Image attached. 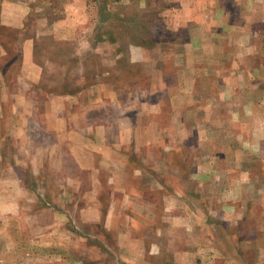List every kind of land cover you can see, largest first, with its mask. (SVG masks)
Listing matches in <instances>:
<instances>
[{
  "label": "rangeland",
  "instance_id": "rangeland-1",
  "mask_svg": "<svg viewBox=\"0 0 264 264\" xmlns=\"http://www.w3.org/2000/svg\"><path fill=\"white\" fill-rule=\"evenodd\" d=\"M180 5L187 12L195 6L210 14L213 37L202 49L210 56L217 53L219 60L213 66L199 63L194 93L203 103L214 101L215 108L178 109L179 118L196 115L204 122L199 127L204 139L193 150L200 138L190 128L187 156L176 138L168 164L177 168L170 170L165 140L149 142L166 127L145 123L158 110L137 101L138 91L152 92L156 78L143 66L129 64L126 56L131 44L186 40L187 30L167 29V9ZM88 37L94 48L101 40L119 41L122 79L102 78L98 55L90 56L92 47L84 45ZM26 44V53L44 69L40 81L34 64L24 59ZM176 52L180 47L169 46V54ZM232 74L237 88L227 89L224 76ZM0 75L6 80L0 101L8 106L15 97L22 100L20 89L28 78L37 86L33 95L44 112L65 109L80 119L92 105L87 114L92 119L115 122L106 130L114 141L119 131L141 120L138 157L123 148L134 179L113 184L108 173L86 171L92 163L101 169L99 150L111 149L110 143L89 153L76 145V157L66 160L63 155L74 152L63 144L61 157L51 164L44 159L43 174L32 172L30 158L28 166L16 168L20 172L7 171L15 152L8 111L0 152V264H264V0H0ZM101 83H112L115 90L94 85ZM57 96L70 98H56L58 104L47 111L45 103ZM103 100L102 108L94 106ZM128 105L138 107L126 111ZM175 127L167 126L168 133L177 136ZM51 141L38 144L47 147ZM34 154L41 158L40 151ZM159 234L170 254L159 252Z\"/></svg>",
  "mask_w": 264,
  "mask_h": 264
},
{
  "label": "crops",
  "instance_id": "crops-1",
  "mask_svg": "<svg viewBox=\"0 0 264 264\" xmlns=\"http://www.w3.org/2000/svg\"><path fill=\"white\" fill-rule=\"evenodd\" d=\"M175 7L177 8H173L172 10L167 9L166 16H169L167 29L171 30L172 32L187 30L188 38L186 40H180L178 42L161 40L155 42V44L151 47H137L135 44H131V48H129L130 52L128 50V54L126 56L127 62L129 64H131L132 66H143L149 77L153 76L154 78H156L157 83L154 85L155 87L152 89V92L138 91L137 101L140 104L146 103L148 108L151 110H158V112L153 111L152 118L145 123L148 126H154L157 128L162 126L166 127V133L164 132L163 134H161L155 132V135H150L152 136V138H149V142L156 143L158 140H165L164 147L168 150L166 153V168L170 170L177 168L172 164V162L168 164L169 156L173 150V145L171 143L173 141H176V138L180 139V148L177 145L175 146H177V149L179 148L185 151L188 156L190 148L192 147V145L189 143V137H192V135H190V128L194 130V135H196V137L197 135L198 137L200 135L202 137L204 136V133L202 132V130L200 132L199 128L200 126L204 125V122L197 119L196 115L194 117H188L186 114V118H179L178 109L189 113L190 109H192L193 107L197 110H202L204 108L211 110L215 108L214 101H206L203 103L198 99V97L194 96V93L196 92V84L199 77L196 74V72L200 70L198 68L199 63L202 62L213 66L216 65L219 60L217 53H214L210 56V53L207 54L205 50L202 49L205 48V46L208 44L207 40L213 37V32L211 33V31H213L214 29L211 28V26L209 25L210 20H208L211 18L210 14L206 10L201 11L195 6H192L190 11L188 12L186 11L185 6L183 7L180 5ZM187 15L189 19L186 18ZM192 15L194 19H192ZM86 26H92V24H86ZM54 29L56 28L54 27ZM215 38H213V40H215ZM83 42L84 45L92 47L91 51H89L88 49V54L90 56L93 53L98 55L102 66V78L106 77L122 79L124 73V69L122 67L124 54L121 52L122 45L119 43V41L110 43L108 41L101 40L98 43V46H96L95 48L93 41L90 42L89 37L86 38ZM28 44H26L24 48V59L26 58L25 61H28L29 64L33 65L35 62L33 60L32 54L26 53L29 49ZM101 44L107 45L108 49L102 52L98 51L97 47H99ZM169 46L176 48L180 47V52L169 54ZM134 48H136V51L134 50ZM225 58L229 61V57ZM82 62H84V67L86 68L85 63L87 62V59H83ZM34 67H36V74L40 81L43 77L44 69L41 66L35 64ZM232 67H234V62ZM170 76H174L175 80H169ZM224 77L226 78L228 83L227 89H229L230 87H233L235 89L237 88L234 87L235 84L233 83L236 78L234 74H232L231 77ZM24 78L25 77H21V79L23 80ZM0 80L2 83V87H0L1 89L5 87L6 80L3 75H0ZM33 85L34 84L31 83L28 78H25V86H22L20 89V95L22 96H19L22 98V100L20 99L19 101L18 97H15L12 101L11 106L3 103L4 100L0 101V152L3 141L5 139L3 135V119L8 114V111H12L10 113L12 122L8 127L10 133L9 136H7L10 137L9 139L15 144V152L14 162L9 163V165L7 166L9 168L7 171L20 172V170L18 171L16 170V168L23 166V164L28 166L29 162L27 160L30 158V163L35 166V169H33L32 172L36 174H43L45 173L44 159H49V163L51 164L54 159H58L59 157H61L62 154L58 153V149H60V146H62L63 144L67 145V147H69V149L73 152L75 150L74 146L80 144L81 147L84 146V151L86 153H89L92 152L93 148L95 149V147V150L97 151V147H108V143H110L111 149L99 150L101 169L99 167L93 166L94 163H92V157L87 156V154L85 153V158H88L87 160L92 163V167H90V169L86 171L90 173H108L111 175L109 181H111L113 184L115 183V181L121 180L123 181V183H127L128 181L134 179V169H131L129 167V161L127 160L128 157L123 150L130 149L134 157H138L136 153L139 150L138 143L141 141V139H139L140 137L137 132L139 130L137 127H139V122H141V120H134L132 128L129 131H119L120 133L116 138L117 141H114L110 139L111 137H109V135H107L106 130H108V128H114L115 122L113 124L107 117L92 119V117L87 115L89 114V111L92 110V105L91 109L88 106L86 107V109H84L85 115L80 119H77L74 115L72 116V113L67 112L65 109H61L56 112H52L50 109L48 111V106L51 107L58 104L56 103L57 101L55 102L56 98H64V100H67V98H70L72 95L70 93V97L57 96L50 98V102L45 103L48 112H44V110L40 108L39 101H37L38 96H36V92L32 90H36L37 86ZM94 85L106 89H108L109 87H115L112 83H101ZM94 85L91 86V88L96 87ZM116 87H118V90H125V88L119 89L121 87L119 85ZM112 89L115 90V88ZM2 90L1 96L4 97L5 102H9V97L6 94L7 91H5V89ZM162 92L165 93V96L156 98V95ZM34 93L36 94L35 96L33 95ZM178 95H182L181 100L174 99ZM151 97L153 98L152 100H150ZM147 98H150L149 102H146ZM134 101L135 100H133L132 102ZM105 104V100H103L99 105L98 103H96V105L94 106H100L102 108ZM198 104L200 105L197 106ZM133 107L138 106L128 105L126 106V111L128 108L129 110L136 109ZM169 107H171V109H169ZM124 111L125 108L123 109V112ZM168 116V121H163L164 118ZM116 125L119 129L120 126L118 125V123ZM167 126H176L175 130L179 128L180 133L177 136L173 135L172 133H168L169 131H167ZM75 133L81 134H78L75 138ZM202 137H199L200 139L198 140V142L194 144L193 150L198 151L200 144L204 139ZM46 138L52 140L49 144H47V147L38 144L39 140L40 142H43ZM93 143H95L94 146ZM35 151L41 152V158L38 157V154H34ZM19 155L26 156L24 158L23 156L20 157ZM1 156L2 154L0 153V157ZM63 157L65 158V160L68 158L73 159L74 157H76V154L75 152L73 154L67 153L64 154ZM103 165L106 166V168L103 167ZM190 171L194 173L199 172L193 169ZM165 230L166 229H164V232ZM168 236L171 237L172 235L168 234ZM162 237L163 236H160L159 234L156 241L158 246H162V249H159V252L170 254V252L172 251H168L169 248L165 245V241L163 243ZM164 245L165 247H163Z\"/></svg>",
  "mask_w": 264,
  "mask_h": 264
}]
</instances>
